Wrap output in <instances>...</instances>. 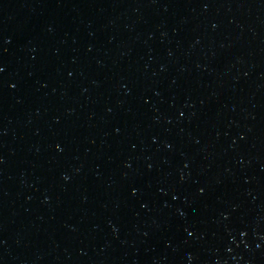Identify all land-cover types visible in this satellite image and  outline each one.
<instances>
[{
    "label": "water",
    "instance_id": "95a60500",
    "mask_svg": "<svg viewBox=\"0 0 264 264\" xmlns=\"http://www.w3.org/2000/svg\"><path fill=\"white\" fill-rule=\"evenodd\" d=\"M0 264H264V0H0Z\"/></svg>",
    "mask_w": 264,
    "mask_h": 264
}]
</instances>
